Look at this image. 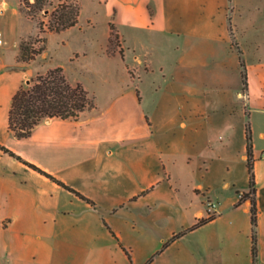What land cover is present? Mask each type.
Wrapping results in <instances>:
<instances>
[{
  "label": "crops",
  "instance_id": "0c3cea01",
  "mask_svg": "<svg viewBox=\"0 0 264 264\" xmlns=\"http://www.w3.org/2000/svg\"><path fill=\"white\" fill-rule=\"evenodd\" d=\"M107 1H113V12L104 54L109 61L122 58L131 83L115 90L105 105L95 102V108L76 120H43L26 139L9 130L14 95L32 78L63 66L44 68L45 51L35 60L20 61L21 42L36 35L17 27L29 19L19 0L13 33L4 32L0 146L23 161L0 148V264H254L251 204L247 200L238 205L249 184L236 189L234 179L239 161L247 162L243 120L254 113L257 264H264V157L255 141L264 140V0ZM9 6L8 0H0V17ZM113 31L120 43L108 53ZM128 32L136 35L143 50L134 56L135 65L127 59ZM250 50L262 57L253 59ZM151 54L158 60L150 59ZM150 72L160 73L152 81L159 100L146 113L143 73ZM164 162L169 177L180 163L195 177L189 184L192 201L176 198L178 219L189 216L194 202L196 220L216 215L167 247L176 219L168 204L162 215L141 223L113 216L158 183L156 170ZM141 178L146 183L132 188ZM221 186L228 192L223 200L216 195ZM208 202L216 204L212 213ZM225 214L229 224L214 226Z\"/></svg>",
  "mask_w": 264,
  "mask_h": 264
},
{
  "label": "rangeland",
  "instance_id": "374dc122",
  "mask_svg": "<svg viewBox=\"0 0 264 264\" xmlns=\"http://www.w3.org/2000/svg\"><path fill=\"white\" fill-rule=\"evenodd\" d=\"M8 2L10 3V6L7 14L0 17V29L3 30V32L12 35L13 22L15 19L13 10L18 0H8ZM59 2L60 0H53V6L50 7V10L53 11L54 7ZM80 2L82 10L79 24L63 33L45 34L40 32L39 22L45 24V29H47L46 25L51 19L50 14L48 15L46 12L45 14H39L35 19L29 17V19L19 21L17 23V27L28 35H36L25 39V45L28 48L37 51L46 47L45 53L47 60L41 59L43 63H45V65H43L44 68L51 65H62L68 73L66 75L69 80L73 84L82 83L89 91L90 95L95 99L96 104L103 106L115 90H119L120 88L126 86L128 80L130 83L132 80L128 72L126 73L121 57H118L113 61H109L104 54V47L107 42V33L109 29V16L110 12H113V1L108 5H106L108 2L107 0H80ZM43 38H46V44L43 42ZM119 43V35L114 31L110 36L108 53L116 51ZM148 43L150 44L151 42ZM140 45V41L136 35L132 32H128L127 47L129 48V53L127 59L130 65H135L133 63L135 55H142L143 50ZM224 51L227 53L226 49ZM20 54L28 56L30 55V52H23L21 50ZM39 56L40 55H35L34 59H31L30 61L37 59ZM249 56L255 60L262 57L260 52H257L256 50H250ZM149 57L152 60H158V57L155 54H151ZM142 61L143 62L140 63V66L142 69H145V59L142 58ZM143 75L142 103L146 113H151L152 109L159 100L152 90V81L158 80L160 73L150 72L149 74L143 73ZM257 116L258 115L256 113H254L252 119L250 116H247L243 120L244 124H249L252 130V121L254 125H256V121L258 120ZM260 117V120H262L263 117ZM167 135L168 137H171L170 132ZM255 141L257 144V151L262 154L264 151V140L257 137ZM253 142L254 135L252 133V144ZM165 165L166 162L161 163L158 170H156L157 176L160 180L153 186V188L139 193L131 201L124 203L115 211L117 213L113 212V216L120 217L122 219L135 220L136 222L141 223L147 219L156 218L157 216L162 215L164 207L166 208V205L168 204L171 207L170 214L174 215L176 219L173 220L176 223L171 222V230H174L175 233H173L171 238L165 243V247H167L174 241L173 237L175 235L183 233L197 223L198 220H196L194 212L198 209V207L196 206V202H194V206H192L189 216L187 218L178 219L179 215L177 214V210L175 211L174 208L178 207L176 205V198L181 197L188 202L192 201L189 184L195 179V177L186 171V168L182 163H180L175 169V173L173 172L172 176L169 177ZM248 177L249 173L247 162L241 159L234 178L237 185L236 189L242 190L243 188H247L249 184ZM225 179L228 180V178ZM141 180L133 183L132 188L140 187V183H146L145 178H141ZM232 192L234 193L235 189H233ZM227 194L228 192L223 186L216 191V195H218L222 200ZM198 202L200 203L201 201ZM171 204L173 206H171ZM225 207L226 204L222 202L221 209H224ZM241 212L243 213V211ZM241 217H243V215H241ZM229 221V215L225 214L223 219H221L214 226L220 227L222 225L229 224Z\"/></svg>",
  "mask_w": 264,
  "mask_h": 264
},
{
  "label": "trees",
  "instance_id": "16d2710c",
  "mask_svg": "<svg viewBox=\"0 0 264 264\" xmlns=\"http://www.w3.org/2000/svg\"><path fill=\"white\" fill-rule=\"evenodd\" d=\"M20 10L28 17L35 19L39 14L45 12L50 14L51 19L48 22L47 29L45 24L39 22L41 33H61L79 24L82 6L79 0H60V2L51 11L53 0H19ZM114 32V31H113ZM112 32V33H113ZM37 41V40H36ZM46 44V38H43ZM25 40L21 42V50L30 52V55H21L20 61L29 62L34 59L35 55H41L46 47L37 51L31 50L25 45ZM243 64V62H242ZM243 83L246 88L247 77L243 72ZM95 108V99L82 83L73 84L67 77L63 67H57L49 70L46 74L38 75L28 83L22 85L16 92L12 100V106L9 114V130L18 139L29 138L33 129L45 119H78L80 114L86 110ZM247 167L249 173V191L242 194L238 205L249 200L251 204V224H252V255L254 264H257L258 247H257V224H258V207L256 203V179L254 172V155L252 144V133L250 125H247ZM0 148L9 153L11 156L23 161L21 157L11 152L7 148ZM29 167L47 175L49 178L58 182L61 186L71 190L63 182L46 174L33 164L25 162ZM82 198L88 200L84 196ZM216 218V215H209L207 218H199L197 223L190 229L175 235L176 240L188 231H193Z\"/></svg>",
  "mask_w": 264,
  "mask_h": 264
},
{
  "label": "built area",
  "instance_id": "2783aa9c",
  "mask_svg": "<svg viewBox=\"0 0 264 264\" xmlns=\"http://www.w3.org/2000/svg\"><path fill=\"white\" fill-rule=\"evenodd\" d=\"M5 43V34L3 30L0 29V46ZM262 157H264V152L262 153ZM216 209V204L213 202H208V212L212 213Z\"/></svg>",
  "mask_w": 264,
  "mask_h": 264
}]
</instances>
